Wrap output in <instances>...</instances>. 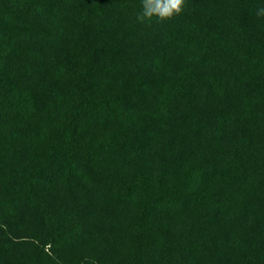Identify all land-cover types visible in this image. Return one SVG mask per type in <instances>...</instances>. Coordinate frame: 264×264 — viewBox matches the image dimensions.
Returning a JSON list of instances; mask_svg holds the SVG:
<instances>
[{
    "label": "trees",
    "instance_id": "1",
    "mask_svg": "<svg viewBox=\"0 0 264 264\" xmlns=\"http://www.w3.org/2000/svg\"><path fill=\"white\" fill-rule=\"evenodd\" d=\"M261 0H0V264H264Z\"/></svg>",
    "mask_w": 264,
    "mask_h": 264
},
{
    "label": "clouds",
    "instance_id": "2",
    "mask_svg": "<svg viewBox=\"0 0 264 264\" xmlns=\"http://www.w3.org/2000/svg\"><path fill=\"white\" fill-rule=\"evenodd\" d=\"M185 0H140V7L136 12L138 22H148L153 18L163 20L179 14L183 10ZM257 17H264V0L255 10Z\"/></svg>",
    "mask_w": 264,
    "mask_h": 264
}]
</instances>
